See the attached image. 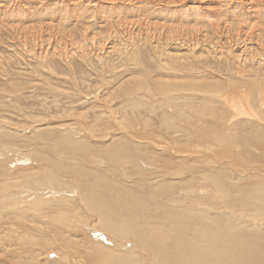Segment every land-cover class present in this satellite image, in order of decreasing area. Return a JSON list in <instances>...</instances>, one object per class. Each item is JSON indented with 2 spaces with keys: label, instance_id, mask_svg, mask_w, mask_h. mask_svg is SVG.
<instances>
[{
  "label": "rangeland",
  "instance_id": "obj_1",
  "mask_svg": "<svg viewBox=\"0 0 264 264\" xmlns=\"http://www.w3.org/2000/svg\"><path fill=\"white\" fill-rule=\"evenodd\" d=\"M29 1L0 0V200L10 204L0 212V264H54L58 244L66 240L85 264L87 255H101L102 246L88 232L98 216L79 203L83 186L92 188L90 196L107 191L150 214H158L161 205L171 211L173 200L182 209L201 206L222 227L231 223L264 236V219L257 227L256 205L241 194L259 184L264 188V58L260 68L255 60L257 70H242L231 57L243 47L230 40L253 24L254 42L263 40L264 9L254 19L250 6L233 14L220 0L170 6L169 0ZM221 5L220 12L207 11ZM209 17L221 20L226 32L214 30ZM111 34L115 49L102 56V50L88 45L86 61L61 58L46 46L53 40L64 46L61 50L72 51L85 39L101 35L102 42ZM197 41L230 52L217 56L218 48L203 47L194 56L190 47L178 44ZM193 129L207 135L197 137ZM38 201L43 205L34 212ZM76 211L83 222L66 230L69 226L60 224L57 215L67 213L71 219ZM120 241L121 248L134 250L132 238ZM119 246L109 248L114 256L132 252Z\"/></svg>",
  "mask_w": 264,
  "mask_h": 264
},
{
  "label": "bare ground",
  "instance_id": "obj_2",
  "mask_svg": "<svg viewBox=\"0 0 264 264\" xmlns=\"http://www.w3.org/2000/svg\"><path fill=\"white\" fill-rule=\"evenodd\" d=\"M124 1L130 2L132 0H124ZM148 1H150V0H148ZM152 1H155V2L156 1H159L161 3L162 0H152ZM180 1H183V0H169L168 1V6H170V4H175L176 2H179L180 3ZM207 1L208 0H206V2ZM211 1H216V0H211ZM220 1L223 2V3H225V8H227V11H230L233 14H238V12L242 13L243 12L242 10L244 9V6L245 7H247V5L250 6V7L247 8V10H251L252 13H254V16L252 18H254L255 16H257L256 14H259L258 11L260 9H262V8L264 9V0H220ZM32 2H34V1H32ZM98 2H100V0ZM201 2L204 3L202 0H201ZM88 3H89V1L87 0V4ZM72 4H74V3H72ZM83 4L84 3L82 2V5ZM218 6H219V4H218ZM79 7H81V5ZM89 7H91V6H89ZM222 7H223V5H221V7H219V10L218 9H213L212 10L211 8H213V7H211L210 10L208 9L207 11H209V12L219 11L220 12ZM201 8H203V7H201ZM78 11H79V9H78ZM89 13L90 12L88 11V15H89ZM198 13H196L195 15H198L200 17V15ZM93 17H95V16H93ZM217 17H219V16H217ZM208 19L210 20L208 23H212L211 25H213L214 30H217L218 33H224V32H226L227 26H225V24L222 25L221 24V20H219V21H217V23H215L214 20L212 21L210 17ZM230 19H232V18H230ZM228 22L225 21L226 25L228 24L229 26L233 27ZM126 27H128V26H126ZM254 28L256 29V25L255 24H253L249 28H247L248 30L246 32H243V31L239 30L240 31L239 34L237 32L236 33L237 35H234V34L233 35H230V40H235V44H239L237 42L240 41V44L243 47L242 50L240 51V53L237 54V55L236 54L235 55H232L231 59H233L234 61H238L236 63L239 64V65L242 64L243 66H241V67H242V70H244V71H247V70H257V69H254V65H253L255 63V60H257V59H258V61H257V68H260V66H263V64L261 63L262 61H260V60H261V58H264V38H263V40H260L259 39L258 40V43L254 42L255 41V34H254L255 31H254ZM123 29L125 30V27ZM165 29H166V27H165ZM229 29H230V27H229ZM261 30H263V29H261ZM260 33H262V32H260ZM231 34H232V30H231ZM96 35L94 37H91L90 40L85 39L86 40L84 42V45L85 46L84 45L72 46V48L74 47L72 51H70V50L67 51L65 48H64V50H61L64 46L54 45L53 40H52V42L49 40L50 42H48L46 44V46L47 47H50V49L53 50L54 55L57 56V54L59 53L61 55L60 56L61 58L65 57V56L68 57V58H70V59L73 58V57L74 58L75 57H79V58H81L82 60H85V61H86V59H88L87 58V55H89V54L87 53V51L85 50L84 47H86L88 45H89L90 50H94L96 47L99 48L100 50H102L103 52L99 50L102 53V56L104 54H108V53L112 52L115 49L114 48V45L112 44L115 41V37L112 34L109 35V36H105L103 38V41L101 40L103 43L100 42V40L98 39L101 35L99 37H96ZM218 35H217V37H219ZM121 36H122V33H121ZM159 41H160V39H159ZM154 42L156 43V40ZM165 44H166L167 47H169V45H172L171 42H167ZM178 44H179V46L181 48L182 47H190L189 50H190L191 53H193L192 55H194V56L197 53L196 51H199L203 47L210 48V49H214V52L217 51V49H215V48H218L219 49V52H216V54H215L217 56L219 54L220 55H223L224 53H227L228 54L230 52V51H225L224 48H223L224 46L223 47H219V46H217V44L214 45V43L211 44V45H208V44L205 43V44H202V46H201V42H199V41H197L195 43H188L187 42L185 44H180V43H178ZM254 45H257L256 46L257 48L256 49L254 48L255 50H252L253 49L252 46H254ZM106 47H107V49H106ZM164 48H165V46H164ZM158 49H159V47L155 46V50H158ZM165 49H167V48H165ZM47 50H48V48H47ZM256 50L258 52H260V53H254V52H257ZM163 51H165V50H163ZM90 52H92V51H90ZM98 53H96V54H98ZM115 53H116V51H115ZM166 53H167V51H166ZM116 54H118V53H116ZM127 54H128V52H127ZM90 56H91V54H90ZM102 56H100L101 59L103 58ZM167 56H174V54L173 55H170L169 52H168V55ZM194 56H192V58ZM118 57H119V55H118ZM44 58H45V55H44ZM129 58H130V56H129ZM83 63H85V62H83ZM90 65H92V64H90ZM245 69H247V70H245ZM193 87H195V85ZM215 88H218V87L215 86ZM202 91H203V89H202ZM203 95H206V93L203 94ZM209 97H210V95H209ZM163 100H165V99H163ZM249 113L250 112L247 111V115H249ZM251 116H253V114ZM187 130H189V129H187ZM193 130L197 133L196 134V135H198L197 137H199V136L200 137H204V136L207 135V133L205 132V130H202V129H193ZM190 136H191V134H190ZM192 136H193V133H192ZM210 136H208V137L210 138ZM193 138H194V136H193ZM70 145H72V144H70ZM230 147H232V146H230ZM71 149L76 150L77 148L76 147H73V148L71 147ZM224 151L226 152L227 149H225ZM78 159H79V157H78ZM146 160H147V158H146ZM230 165H231V163H230ZM139 168H141V167H139ZM153 168H154V166H153ZM261 172L263 173V171H261ZM168 175H170V174H168ZM52 178H53V176H52ZM121 180H123V179H121ZM150 180H152V179H150ZM52 181H53L52 183H55V182L58 183V180H52ZM76 181L78 182V180H76ZM260 185L261 184L255 186V190L253 192L251 190H248V191L245 192L244 189H241L242 190L241 191V194L244 196V198L250 199V202H252L253 204L256 205V209H255V213H256V216L255 217L256 218L255 219L258 218V220L256 221V224L259 223V222H263L261 220L264 219V188H261L262 186H260ZM79 188H81V185L78 183V186L76 188H74L75 191H76V193H78V189ZM91 189L92 188H87V187H84V186L82 187V190H81L82 191V195L80 197L79 203H82L84 205V207H85L84 209H87L88 211H91V212L95 213L96 216H98V224H96V226H93V228L91 227L88 232L91 233V234L89 233L90 234V237L94 239L95 243H97L98 245L102 246V252L99 250L101 252V255L100 254H95L94 256L87 255L88 256V259H87L88 260V264H264V236L261 235V233L260 234H257V233L256 234H250L248 231H244L241 228L240 225L233 226V225H230L231 223L230 224L227 223L226 225H224L222 227V226H220L219 222H217V221H219V219H217V220L216 219H212V218H214V213L208 212L209 209L200 208L201 206L200 207H195V205H193L195 208L193 207V208H189V209H184V208L182 209L181 207H177L176 205L173 206V204H175V202L173 200L172 201V204H171L172 208H170L171 211H169L165 205H161L160 207L157 208L158 214H157V211H153V210H152V214H150L148 212L135 211L133 208H131V206L129 205L128 202L122 201L119 197H115V199H113L112 197H110V195L108 194L107 191H105L103 194H97L96 196L95 195L90 196L91 195V192H92ZM162 189H160V190H162ZM160 190H159V192H160ZM122 192L120 191V193H119L118 196H120V194L123 195ZM125 192H127V191H125ZM183 192H181V193H183ZM230 193H231V191H230ZM38 194L40 196V193H38ZM128 194H129V191H128ZM128 194H126V195L128 196ZM133 194L130 192V195H133ZM160 195H161V192H160ZM47 196H48V194H47ZM98 198H100V199H98ZM45 199H46V197H45ZM135 199H137V198H135ZM7 201H5V199L0 200V212L3 209H5V207H7V208L10 207V204H7ZM57 202H58V200L56 201V203ZM61 202H62V200H61ZM42 205H43V202L42 201L36 202L33 205L32 211L37 212L38 209L41 208ZM65 206H67V205H65ZM20 207H22V205ZM183 207H185V206H183ZM70 208H71V206H70ZM175 208H177V209H175ZM173 210H174V212H173ZM165 214H169V216L165 217ZM197 214H202L203 217L202 218L200 217L199 219H194V216L197 215ZM1 217L2 216H0V218ZM5 217L7 218V216H5ZM56 218H58V221L60 222V224H64L65 227H68L69 226V228L72 225H75L76 223L80 224V223L83 222V220H81L82 219V215L80 214V212H77V211H76V213H74V216L71 219L69 217V214H67V213L59 214V215H57ZM195 218H197V217H195ZM7 221H8V219H7ZM93 221H95V220H93ZM0 222H2V221L0 220ZM242 224H243V222H242ZM23 225L24 224H22V226ZM27 225L29 226V224H27ZM36 225L37 224H35V226ZM258 225L259 224H257V227H259ZM8 226H10V225L8 224ZM13 226H15L14 223H13ZM48 226H49V224H48ZM51 226H53V225H51ZM6 228H8V227H6ZM2 229H4V228H2ZM2 229H0V230H2ZM14 229H15V227H14ZM16 229H17V227H16ZM47 229H48V227H47ZM55 229H58L59 230V227L58 228L56 227ZM66 230H69L70 231L71 228L70 229H66ZM4 233H5V231H4ZM38 233H40V232H38ZM66 233H67V231H66ZM23 234H22V236H23ZM75 234H77L78 237L80 235H83V234L79 233L78 230H76V233ZM4 235H6V234H4ZM13 235L14 234H12V236ZM55 236H57V234ZM77 236H75V237H77ZM9 237H7V238H9ZM125 237H129V238H132V240H134L135 244L132 243L134 248L131 247L132 249H134L133 251L126 249L129 245H127V247L126 246H122V248H121V246L118 245V244H120L122 242L120 240L122 238H125ZM20 238H22V237H20ZM15 239H16V237H15ZM27 239H28V242L29 243L32 240L30 238H27ZM9 240H10V238H9ZM22 240H25V239H22ZM61 240H63V239H61ZM72 240H73V238H72ZM48 241H50V240H48ZM66 241L68 242V240H66ZM66 241L65 242H62V243L60 242L59 244H58L57 241H56L57 243L54 241L56 244H58V249L61 248V250H58L57 252H55V255L54 256L56 258L55 259L56 262H54V264H85L84 260H82V261L77 260V258L73 256L74 254H72V252L70 251V249H69L70 247H68V243ZM82 241L83 240L81 239V242ZM119 241H120V243H119ZM33 242H34V244H36V241H33ZM81 242H80V244H81ZM55 243H53V244H55ZM123 244H125V242H123ZM77 245H78V242H77ZM7 246H6V248H7ZM116 246H119L124 251H128V252L129 251L130 252L132 251V252L130 254L128 253V254H124V255L114 256L110 252L109 248H116ZM2 247H4V246L2 245ZM43 247H44V245H43ZM119 247H117V248H119ZM29 248H31V247H29ZM40 249H42V248H40ZM77 249H80V248H77ZM37 250H38V248H37ZM75 251H77V250H75ZM77 252H79V251H77ZM53 254H54V252H53ZM89 254H90V252H89ZM40 255H39V257H41ZM49 255H51V253ZM11 256H12V254H11ZM81 256H79L80 258L78 257V259H82ZM12 257H14V256H12ZM41 258L43 259V257H41ZM99 259H103V262H101V261L99 262ZM1 262L2 261H0V263ZM50 263H52V262H50ZM46 264H49V263H46Z\"/></svg>",
  "mask_w": 264,
  "mask_h": 264
}]
</instances>
